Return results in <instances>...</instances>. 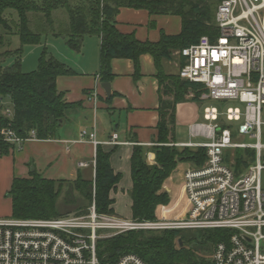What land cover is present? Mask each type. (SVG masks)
I'll list each match as a JSON object with an SVG mask.
<instances>
[{
  "label": "trees",
  "instance_id": "1",
  "mask_svg": "<svg viewBox=\"0 0 264 264\" xmlns=\"http://www.w3.org/2000/svg\"><path fill=\"white\" fill-rule=\"evenodd\" d=\"M121 8L147 11L150 16H178L181 31L176 36L160 34L157 42H140L133 34H122L115 26V18ZM63 10L68 17L65 33L66 45L79 52L87 36H96L99 44L98 78L109 83L114 77L111 61L130 60L134 67V77L140 74L139 59L150 55L157 71L159 83V107L157 141L145 149L135 145L130 158L132 189L131 218L135 221H154L158 206L169 204V196L162 191L164 182L180 163L199 168L206 161L203 148L175 146V107L187 101L199 102L203 88L199 84L182 81L178 75L167 76L161 69V62L189 45L195 44L202 36L213 39L217 35L214 22V3L210 0H0V48L5 47L6 37L17 35L23 45L36 44L40 35L29 28L28 14H39L35 20L43 27H52V12ZM6 11H14L5 14ZM41 29V28H39ZM55 36L59 35L54 33ZM15 55V62L3 67L4 58ZM20 51L0 52V100H8L12 106L13 118L8 120L1 114L0 127L10 128L18 136L25 137L34 130L39 140L58 139L61 121L64 123L66 111L80 109V102L67 103L64 93L57 89L59 77L74 74L52 57L44 55L37 68L28 73L20 70ZM112 94L107 102L110 103ZM148 150L154 154L155 165L145 161ZM12 148L0 142V156L12 152ZM112 152H104L100 146L95 151V176L93 181L78 177L73 182L43 179L36 172L28 178H14L6 193L11 201V217L16 219H54L73 213L85 215L87 207L94 200L98 214L114 215L113 199L121 175L115 174L110 166ZM254 156L252 150H234L232 168L239 174L247 160ZM224 157H226L224 155ZM66 185L63 203L73 209L60 213L56 202ZM82 199L78 204L76 195ZM182 230H163L158 234L144 235L142 231H129L97 242V256L102 263H113L126 254H134L148 264H212L211 259L198 256V252L213 253L215 246L227 242L229 232L225 230H197L198 238L183 237ZM180 242L182 245H180Z\"/></svg>",
  "mask_w": 264,
  "mask_h": 264
},
{
  "label": "built area",
  "instance_id": "2",
  "mask_svg": "<svg viewBox=\"0 0 264 264\" xmlns=\"http://www.w3.org/2000/svg\"><path fill=\"white\" fill-rule=\"evenodd\" d=\"M210 1L215 6L217 35L213 39L202 36L177 51L181 59L178 76L202 86L200 102H238L243 108L205 107L204 122L189 127L192 139L204 141L175 145L206 152L201 167L189 166L183 173L185 210L177 213V203L161 206L154 221H134L98 214L93 200L80 216L0 218V264H148L134 254L113 263H102L97 256L99 240L138 230H225L230 233L228 241L215 246L212 264H264V0ZM0 104L5 106L2 100ZM3 109L2 115L11 120L12 110ZM225 122L237 123L236 130ZM235 133L254 142L235 143ZM117 139L113 134L104 144L121 145ZM37 140L34 130L20 137L0 127V142L13 151ZM83 141L94 148L95 169V151L101 143L94 132L86 130L79 134L78 142ZM237 149L254 152V163L238 175L224 162L226 151Z\"/></svg>",
  "mask_w": 264,
  "mask_h": 264
},
{
  "label": "crops",
  "instance_id": "3",
  "mask_svg": "<svg viewBox=\"0 0 264 264\" xmlns=\"http://www.w3.org/2000/svg\"><path fill=\"white\" fill-rule=\"evenodd\" d=\"M116 29L122 34H133L140 41L155 43L160 34L176 36L181 31V20L178 16H150L147 11L121 8L115 18ZM96 37V36H95ZM90 68L69 77L57 79L58 91L64 93L67 103L80 102V109L69 110L64 123L59 128L58 139L37 140L26 142L20 151H12L6 156H0V193H7L14 178H28L31 172H36L46 180L73 182L78 177L85 181H93L95 170L92 166L94 148L88 141L78 142L81 131L94 132L99 146L104 152H112L110 166L115 174L121 175V180L110 198L116 208L121 202H126L130 210L132 189L130 158L135 145L149 149L156 144L159 107V83L157 71L150 55H142L139 59L140 74L134 77V67L130 60L114 59L111 61L113 74L110 85V95L107 96L98 78L99 44L96 37ZM85 48V47H84ZM87 53V52H86ZM172 53L171 57L161 62V69L167 76L178 75L181 59ZM114 95L110 103L107 99ZM187 101L175 107L174 145L188 142H203L192 139L189 127L199 122L197 103L188 94ZM94 97V98H92ZM88 98H91L89 101ZM203 119V117H202ZM113 134L118 136L117 146H108ZM145 161L155 165L154 154L149 150ZM86 163L87 167H80ZM190 164L180 163L164 182L162 191L170 197L168 205L175 203L185 210L186 202L182 191L184 171ZM8 210H0V218L11 217V201L8 198ZM183 206V207H182ZM160 207L155 210V216H160ZM129 219H131V211ZM167 216H169L167 214ZM171 217V215H170Z\"/></svg>",
  "mask_w": 264,
  "mask_h": 264
},
{
  "label": "rangeland",
  "instance_id": "4",
  "mask_svg": "<svg viewBox=\"0 0 264 264\" xmlns=\"http://www.w3.org/2000/svg\"><path fill=\"white\" fill-rule=\"evenodd\" d=\"M207 1V0H206ZM12 13L13 18H16V13L14 11H6L5 14ZM37 17H41L39 14H28L29 19V28L32 32L38 33L40 35V40L36 44L31 45H23L17 35H10L6 37V45L5 47L0 48V52H3L5 50H10L12 52H15L17 50L20 51V70L24 73L32 72L34 71L38 66V61L41 58L42 55L45 57H52L59 63L63 64L67 69H70L74 74L76 72H82L84 68L89 67L90 63L92 62V52H94L95 47V41L97 40L95 36H87L84 38L81 50L79 52H75L68 48L66 45V39H65V33L68 30V17L65 11L63 10H56L52 12V27L46 26L43 27V24H40L35 19ZM41 28V29H39ZM54 33L58 34L57 36L54 35ZM85 47V48H84ZM87 52V53H86ZM15 62V55H10L4 58V61L2 63L3 67H9ZM87 68V69H89ZM73 74V75H74ZM72 76V75H71ZM66 77V76H65ZM69 77V76H67ZM191 95V93H189ZM189 96V95H187ZM193 96V95H192ZM199 100V98H198ZM197 103V102H195ZM213 105L221 110H225L227 107H239L243 108V105L239 104L238 102H225V103H217V102H200L197 103L198 106V118L199 122H204L202 119L203 110L205 107ZM10 108L12 110V106L8 100H5V106L3 108ZM2 108V110H4ZM1 110V114H2ZM68 113L70 111H66L65 115L68 117ZM3 116V115H2ZM264 116V115H263ZM264 118V117H263ZM225 126L230 127L232 130H236L237 123H228L225 122ZM262 133L264 134V126L262 127ZM196 141H201L202 139L196 138ZM233 142L235 143H243V144H249L253 143V139H250L248 137L240 136L238 134H233ZM264 142V140H263ZM224 157L226 159V163L230 165L232 168L236 167V164L234 162V151L228 150L226 151ZM254 163V156L249 158L247 160V166L239 173L246 172L245 170L248 168L250 164ZM238 175V174H237ZM66 185L62 186L61 194L57 199L56 206L60 213H63L67 210L73 209L70 205L65 206L63 203V197L64 193L66 192L67 188ZM166 193V192H165ZM77 197L78 204H81L82 199H80L79 195L75 194ZM168 195V194H167ZM169 196V195H168ZM170 199V197H169ZM8 198L6 196V193L1 194L0 193V210L6 212L8 210ZM93 201V200H92ZM170 202V201H169ZM84 203V202H83ZM92 202L90 203V205ZM176 204V203H175ZM174 204V205H175ZM89 205V206H90ZM87 207V210L89 208ZM167 206V205H166ZM172 207V206H171ZM183 207V206H182ZM177 213H180L183 208H181ZM129 208L127 206L126 202H121L116 208V213L119 214V216L122 219H129ZM176 213V214H177ZM69 216H77L73 213H70L69 215L66 214L62 217H69ZM60 218V217H58ZM132 219V218H131ZM133 220V219H132ZM135 221V220H134ZM144 232L145 236L151 235L150 233L158 234L159 231H149V230H138ZM137 232V231H133ZM199 233L195 230H186L183 232V237L185 238H198ZM107 239V238H106ZM198 256L205 258V259H211L212 254L207 252H198Z\"/></svg>",
  "mask_w": 264,
  "mask_h": 264
},
{
  "label": "water",
  "instance_id": "5",
  "mask_svg": "<svg viewBox=\"0 0 264 264\" xmlns=\"http://www.w3.org/2000/svg\"><path fill=\"white\" fill-rule=\"evenodd\" d=\"M102 88L104 89L105 93L107 94V96L110 95V85L108 83H104L102 85ZM62 125V121L60 122ZM180 245H182V243L180 242Z\"/></svg>",
  "mask_w": 264,
  "mask_h": 264
}]
</instances>
